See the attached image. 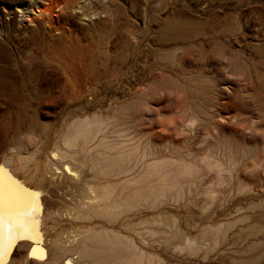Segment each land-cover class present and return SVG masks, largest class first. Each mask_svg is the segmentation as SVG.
Here are the masks:
<instances>
[{"label": "bare ground", "instance_id": "6f19581e", "mask_svg": "<svg viewBox=\"0 0 264 264\" xmlns=\"http://www.w3.org/2000/svg\"><path fill=\"white\" fill-rule=\"evenodd\" d=\"M200 2L161 19L150 51L158 73L150 85L169 89L183 117L139 131L134 100L106 113L60 115L50 132L21 108L16 126L35 132L16 131L19 151L7 164L21 155L35 161L25 177L40 193L42 218L31 223L13 194L24 200L27 192L0 173V264H264V48L248 56L239 39L234 6L243 0ZM162 3L148 0L145 24ZM139 8L133 0V12ZM102 13L111 31L101 42L71 37L69 24L102 23ZM124 13L115 0H0V94L43 101L62 83L69 103L96 93L108 71L127 74L140 42ZM250 16L264 27L263 11ZM46 76L54 77L48 90L40 88Z\"/></svg>", "mask_w": 264, "mask_h": 264}, {"label": "rangeland", "instance_id": "374dc122", "mask_svg": "<svg viewBox=\"0 0 264 264\" xmlns=\"http://www.w3.org/2000/svg\"><path fill=\"white\" fill-rule=\"evenodd\" d=\"M115 1H117L119 5L124 9L125 13L123 15V18L131 19V21L134 22V25L137 29L136 35L138 41L140 42V47L135 48V45L133 46L131 61L136 58V64L133 68H130L128 70L127 74L123 76H121V74H118L117 76L112 75V73L108 71V76L106 77L108 79L100 84V87L96 93H88L84 97L85 100L83 98L81 100L76 99L75 101L72 100L73 102L69 103L64 99L62 100L61 98V87L63 85L62 83L61 85H58L55 89H53V93L47 92L49 97L48 99L46 98L43 101L16 102L5 97L3 94H0V173L4 175L5 179L7 178L6 180L8 181L9 185H11L12 189L14 188L18 191L20 190L19 192L22 191L23 193L24 191L27 192L24 193L25 199L23 200V211L25 212L27 209L28 211H30L29 213L31 216L27 211L26 212L29 218L31 217L32 224L40 220L41 216H38L37 207L41 202V199L39 196L40 193H36V191H33V189L27 183L28 181L25 176L31 171V168L33 169L35 161L27 160L24 158V156L21 155L13 165L7 164V159L11 158V156L14 157L15 154H18L17 152L19 151H17V145H13V143L11 142V138L15 135L16 131L21 130L24 133H27L26 135H29L30 133L33 134L32 132H35V130L33 129L31 132L28 125L26 124L20 126V128L16 126L18 114L20 113V110L22 107H24V105L28 106V114L26 118L30 121L33 119L35 122L43 125L46 128H49L50 132L55 130L60 125L62 117H65L64 115H67L69 113H74L75 111H77L74 114L84 115L85 113L93 112L94 109H98L102 113H106L108 111H112V109H117V107L120 106L121 103L128 104L129 102L134 100L140 103L139 106L141 107V113L138 117L137 129L142 132L144 130H148L152 127L158 126L161 122L163 123L165 121H169L174 116L183 117L185 115L182 107L178 105L177 100H170L171 95L169 94V89H167L166 87H159L155 84L154 87H152L153 85H150L152 83L151 81H153V79L158 76L156 70L149 64L150 61L153 60V57L150 55V51L155 47V42L159 36L161 19L168 16H174L181 10H188L189 5H192V7L194 6L197 8H201L202 6L200 1L203 0H160L163 2L162 9L154 14L152 20L148 24H145L146 18L145 14L143 13V9L145 8L148 0H138L140 5L139 13H135L131 9L133 0ZM235 3L231 4L233 5ZM234 7L241 12V34L239 36V39L248 43L246 53L249 56V54L252 53L251 49H253L254 47L258 46L264 48V27L260 26L257 21L253 20L252 16L249 17L250 12L254 8H258L260 11L264 12V0H243L242 3L239 2ZM160 8V4L158 5L157 3L156 10H159ZM245 13L247 14V16L245 15ZM196 14H200L204 17L207 15V10H200V13ZM99 19H101L103 22L106 21V13H102ZM103 22L90 23L88 20H82L79 23L80 28L76 27L75 24H69L70 28L73 29V34L70 35L74 38L77 34L82 37L85 36L86 38L87 34L94 35L93 37H95L96 35L95 38L98 39L100 38L99 34L107 37L111 31V24ZM239 39L235 42V46L237 48L241 45ZM101 40L102 37L99 41L101 42ZM106 41L107 40L103 39V44H106ZM79 47H81V45ZM110 49H112L111 51H113L114 49L112 44L110 45ZM137 51H140V54L136 57ZM67 59L70 61L72 60V58ZM67 59H65L64 57H60V62L63 63L64 61H67ZM0 63L3 62L0 61ZM112 64L113 63H111L110 66ZM53 67H55V70L57 71L54 77L63 80L62 70L58 68L57 65H54ZM126 68L127 66L124 69ZM49 77L46 76V79L44 78L45 80L43 79L40 82V88L46 90L49 89V85L54 79L53 76ZM234 80H232V84L228 83L230 85L228 86V89L233 86ZM241 81L243 82L242 79ZM180 95H182V99L185 98L184 94L180 93ZM50 96L55 97V102L52 101L51 103V101H49ZM83 111L85 112L83 113ZM157 111L160 112V115L157 114ZM173 112H175V114ZM60 115L63 116L61 117ZM26 135L23 136V139ZM180 135L182 138L185 136V134L182 132L180 133ZM51 141L52 140H49L47 142L48 145H45L44 148H50L52 145ZM241 204L242 206H244L247 204V201L241 200ZM205 264L230 263L206 262Z\"/></svg>", "mask_w": 264, "mask_h": 264}, {"label": "snow or ice", "instance_id": "6c2138e0", "mask_svg": "<svg viewBox=\"0 0 264 264\" xmlns=\"http://www.w3.org/2000/svg\"><path fill=\"white\" fill-rule=\"evenodd\" d=\"M15 196H16V199H18L21 203H23V197L19 196L18 194H15L13 193ZM3 199V189L0 188V201H2ZM35 249H33V254L35 253ZM42 251V250H41ZM36 258H39V259H43V255L39 256V257H36Z\"/></svg>", "mask_w": 264, "mask_h": 264}]
</instances>
